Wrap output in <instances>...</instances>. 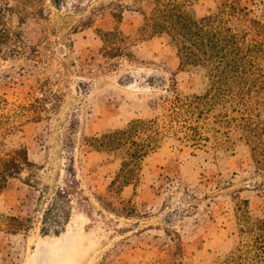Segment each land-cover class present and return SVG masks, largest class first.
<instances>
[{"label":"rangeland","instance_id":"obj_1","mask_svg":"<svg viewBox=\"0 0 264 264\" xmlns=\"http://www.w3.org/2000/svg\"><path fill=\"white\" fill-rule=\"evenodd\" d=\"M190 1L198 18L245 9L230 24L259 53L246 106L207 103L220 95L205 70L141 32L137 0H0V114L29 160L0 193V264L62 242L68 264H211L239 238L249 248L243 218L264 219V0ZM133 120L166 136L126 182L131 148L93 137Z\"/></svg>","mask_w":264,"mask_h":264},{"label":"trees","instance_id":"obj_2","mask_svg":"<svg viewBox=\"0 0 264 264\" xmlns=\"http://www.w3.org/2000/svg\"><path fill=\"white\" fill-rule=\"evenodd\" d=\"M54 1L57 3V0ZM137 1V6L129 5L128 8L141 14V32L149 37H164L175 48L181 69L201 67L205 70V75L211 80V89L220 95V99L207 98V103L223 100L246 106L252 96L250 87L258 88L259 53L255 43L246 41L242 29L230 24L231 20H242L246 16L244 8L223 3L219 11L198 18L190 0ZM254 23L260 24L259 21ZM172 86L175 92V84ZM234 87H240L237 93L232 92ZM185 100L183 103L192 107L194 96ZM175 101L182 102L178 97ZM21 130L19 124L10 123L9 118L0 114V193L8 180L29 164L25 147L16 144L13 139ZM165 136L156 127L155 120H133L121 131H107L93 137V145L109 151L120 147L131 148L132 151L122 158L121 173H118L128 182L137 175L129 166L138 169L142 159L158 148L160 139ZM242 221L247 232H254L253 239L247 243L249 248L245 249V243L239 238L233 249L218 255L211 264H264V219L250 222L244 217ZM170 264L186 262L180 260Z\"/></svg>","mask_w":264,"mask_h":264},{"label":"bare ground","instance_id":"obj_3","mask_svg":"<svg viewBox=\"0 0 264 264\" xmlns=\"http://www.w3.org/2000/svg\"><path fill=\"white\" fill-rule=\"evenodd\" d=\"M67 245L68 244L65 242H62L60 245L57 243H50L47 247L43 248L44 251L42 252V256H39L35 264H68L67 257L65 256L69 247H67ZM50 252H53V254H50ZM43 257H45V259L41 261L40 258Z\"/></svg>","mask_w":264,"mask_h":264}]
</instances>
